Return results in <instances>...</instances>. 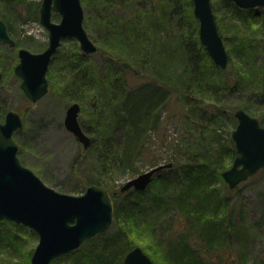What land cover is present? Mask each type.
Masks as SVG:
<instances>
[{
	"label": "trees",
	"instance_id": "trees-1",
	"mask_svg": "<svg viewBox=\"0 0 264 264\" xmlns=\"http://www.w3.org/2000/svg\"><path fill=\"white\" fill-rule=\"evenodd\" d=\"M21 1L24 4L25 0H5L4 10L8 14L7 19L12 17L15 7ZM100 1L105 5L103 9L117 7L118 0ZM210 4L218 33L228 54V62L231 56L227 47L234 43L239 42L245 51H249L248 54L253 53L258 48L256 43L258 33L263 30L261 26L264 27V10L240 8L231 0H210ZM25 10L29 13L32 9ZM137 14V18L131 17L123 21L108 18L98 20L105 28L103 40L112 48L111 51L116 58L113 63L116 66L109 64L107 68L102 70L98 68L95 72L85 65L75 71L79 63L81 65L86 62L84 61L86 56L79 53V56H75L74 67L72 66L76 73L70 71L69 79L64 81L63 91L73 93L71 100L78 103L83 99L77 92H82L85 88L91 90L97 80L102 79L107 89L118 98L113 102L116 104L112 108L109 124L111 128H108L110 133L112 129L114 139L110 135L112 141L110 139L107 141L102 135L98 138L101 140V150L108 156L109 151L113 150L112 162L123 169L131 168L135 164L147 137L150 136L148 134L159 130L162 113L174 103L178 113L168 115L169 118H177L176 122H180V129L186 137V142L182 147L179 145L171 149L177 167L175 172L179 173L176 177L179 179H175L173 191L164 198L175 204L179 219L176 225L174 222L169 225L166 232L167 234L177 232L178 238L167 243L165 262L236 264L237 261H230L228 257V253L231 252L230 244L236 235L234 233L236 224L228 211L224 217L219 216L221 206L225 204L221 205L213 187L221 173L229 168L226 166L232 163L236 152L231 138L224 144L218 139L209 141L215 131L214 128L225 117L231 119L234 124L236 122L232 118V110L220 108L215 102L207 105V101L218 93L219 85L222 83L226 90L232 91L231 85L227 86L224 80L217 81L215 75L222 73L227 66L220 69L208 58L199 41L198 22L192 13L191 0H157V8L143 6L137 9ZM0 18L6 22L9 32L10 24L3 16ZM239 50H242L241 47ZM55 54L51 62L56 60ZM251 55L253 59L254 54ZM240 56L242 57L239 59L243 58V61L248 62V56L242 54ZM243 69L248 74L245 89L252 96L255 95L254 90L255 92L264 90V74L256 77L253 75L255 72L253 69L249 67ZM92 99L97 102L98 98ZM237 107L250 115L246 104L240 103ZM5 113L6 108L0 106V120ZM261 115L257 120L260 126L264 127V114ZM92 145L91 139L89 148ZM107 160L111 161L110 156ZM179 161L184 162L180 165ZM168 164H171V169L173 164ZM160 179L165 183V179ZM93 184L105 186L104 189L110 193L114 203L117 192L111 190L114 188L113 184L102 177L101 180H88L79 194ZM133 193L141 195V192L134 190ZM165 201L160 195H155L150 201V208L156 211L163 210L161 206ZM141 204L140 200H133L120 207L114 204L113 220L117 225L121 223V226L111 235L104 236L102 233L85 241H97L92 247L93 252L90 253L92 263L122 264L124 255L133 248L128 242V229L133 225L132 219L139 213ZM7 223L18 230L24 229L21 225L0 221V224ZM132 229L137 231L138 228ZM192 233L197 239L194 243L190 242ZM4 238L5 233L0 232V242Z\"/></svg>",
	"mask_w": 264,
	"mask_h": 264
},
{
	"label": "rangeland",
	"instance_id": "rangeland-1",
	"mask_svg": "<svg viewBox=\"0 0 264 264\" xmlns=\"http://www.w3.org/2000/svg\"><path fill=\"white\" fill-rule=\"evenodd\" d=\"M4 2L5 0H0V17L3 16L10 24L9 35L16 45L11 48L0 44V74L2 75L0 106L5 107L6 112L16 111L21 116L22 128L13 134V139L18 146L17 157L20 163L37 175L46 186L60 193L80 195L79 191L85 187L88 180H101L102 177L112 183L114 188L111 190L117 192L115 206L120 207L133 200H140L142 202L140 211L135 214L132 219L133 225L128 229V242L132 247L142 248L154 264H167L164 258L167 243L178 238V233L167 234L166 229L173 222L176 225L179 219L175 204L164 198L173 191L175 179H179L176 177L179 173L175 172L177 167L173 161L175 158H172L174 156L171 149L179 145L182 147L186 142V137L180 129V122H176L177 118H169L168 115V113H178L174 103L162 113L159 130L148 134L150 136L147 137L135 164L127 169L118 168L119 166L112 162L114 157L111 151L113 150L109 151L111 159L109 161L108 154L100 148L101 140L98 138L102 135L107 138V141L110 136L114 139L112 129L110 133L108 128H111L109 124L112 108L116 104L113 102L118 98L114 97L100 78L101 80H97L91 90L85 88L82 92H77L83 99L78 102L81 106L78 121L82 130L93 140L92 147L85 151L86 149L63 126L65 111L73 103L71 100L73 93L63 91L64 81L69 79L70 71L76 73L72 69L75 56L83 54L79 45L70 38L61 40L55 54L57 55L55 61L59 64L53 60L46 74L49 82L48 91L36 103H30L20 89V80L14 75L13 67L18 61V49L22 48L36 54L42 52L47 46L48 33L38 21L41 0H25L24 4L21 1L15 7L12 17L8 19ZM80 3L84 14L83 27L97 51L88 55L84 54L86 62L81 65L79 63L75 71L85 65L95 72L98 68L100 70L107 68L109 64L116 66L113 63L116 58L113 56L112 48L103 40L105 28L99 23V19L123 21L131 17L137 18V9L143 6L157 8V0H125V2L118 0L117 7L111 6L110 10L103 9L105 5L100 0H80ZM26 8L32 10L28 13ZM34 12L36 14H33ZM52 19L58 22L59 17L54 14ZM261 28L263 30L260 34L258 33V40H256L258 48L251 53L254 54L253 59L252 55L248 54L249 51H245L239 42L237 44L233 42L234 45L227 47L230 50L231 59L229 58L227 68L215 75H217V81L224 80L227 86L231 85L233 89L226 90V86L222 83L219 85L218 93L213 96V99L210 98L207 101V105L215 102L220 108L232 110V118L236 123L233 113L236 109H241L237 107L240 103L246 104L249 108L248 113L256 119L264 114V96H262L264 90L256 92L254 90L255 95L252 96L245 89L248 74L243 69L244 67L253 69L255 71L253 75L256 77L264 74V27L261 26ZM240 47L242 50H239ZM241 54L248 56V62L243 61V58L239 59L242 57ZM93 97L98 98L97 102L92 99ZM99 104L103 107L101 108ZM3 119L0 121L2 122ZM236 123L225 117L214 128L215 131L211 134L209 141L218 139L224 144L228 138H231ZM199 154L202 156L201 153ZM183 162L179 161V164ZM168 163H172L173 167L162 169L159 174L154 175L141 195H135L133 190L120 193V187L126 181L153 167ZM231 164L226 167H230ZM160 178L165 179V183L161 182ZM101 187L105 188V186ZM213 187L217 197L220 198L221 205L225 204L221 206L219 216L224 217L228 211L236 224V231H234L236 235L230 244L231 252L228 253L229 260L237 261L236 264H264V168L234 189H230L221 176L215 181ZM155 195H160L166 200L161 206L163 210L156 211L150 208V201ZM120 226L121 223L117 225V222L115 224L113 220L103 235L113 234ZM133 227H137V231L133 230ZM23 228L18 230L8 223L0 224V232L5 233L4 240L0 242V264H30L37 237L28 228L24 226ZM131 230H133L132 233ZM190 239H192L191 243L197 241L193 233ZM95 242L83 243L79 250L53 260L52 264H94L90 259V253L93 252L92 247Z\"/></svg>",
	"mask_w": 264,
	"mask_h": 264
},
{
	"label": "water",
	"instance_id": "water-1",
	"mask_svg": "<svg viewBox=\"0 0 264 264\" xmlns=\"http://www.w3.org/2000/svg\"><path fill=\"white\" fill-rule=\"evenodd\" d=\"M240 8H262L264 0H231ZM192 12L198 22V37L208 58L225 69L228 54L220 37L210 0H191ZM59 17L54 22L52 15ZM80 0H41L38 21L48 33L46 48L31 53L20 48L13 68L20 80V89L30 103H36L48 91L46 74L53 55L62 39L77 42L83 54H92L96 46L83 27ZM0 44L14 46L5 22L0 18ZM1 80V74H0ZM80 105L72 103L65 111L63 126L74 139L87 149L90 137L82 130L78 116ZM237 121L231 139L236 156L231 166L221 173L230 189L264 168V127L242 109L233 114ZM22 128L18 112L8 111L0 122V221H10L31 230L37 244L30 264H51L53 260L77 250L85 241L104 233L114 219V203L110 193L97 185L88 186L80 195L60 193L46 186L18 157L13 134ZM171 164L159 165L126 181L120 192H143L153 176ZM122 264H154L140 248L133 247L123 257Z\"/></svg>",
	"mask_w": 264,
	"mask_h": 264
},
{
	"label": "flooded vegetation",
	"instance_id": "flooded-vegetation-1",
	"mask_svg": "<svg viewBox=\"0 0 264 264\" xmlns=\"http://www.w3.org/2000/svg\"><path fill=\"white\" fill-rule=\"evenodd\" d=\"M14 43H15V42H14ZM3 45H6V44H3ZM7 46H8V45H7ZM9 47H10V46H9ZM14 47H15V44H14V46H12L11 48H14ZM18 50H19V49H18ZM17 52H18V51H17ZM17 57H18V55H17ZM17 62H18V61H17ZM16 64H17V63H16ZM16 64H15V65H16ZM15 65H14V66H15ZM13 68H14V67H13ZM1 80H2V75H1ZM1 80H0V83H1ZM7 112H8V111H7ZM7 112H6V113H7ZM6 113H5V115H6ZM5 115H4V117H5ZM3 120H4V119H3ZM0 122H1V121H0Z\"/></svg>",
	"mask_w": 264,
	"mask_h": 264
}]
</instances>
